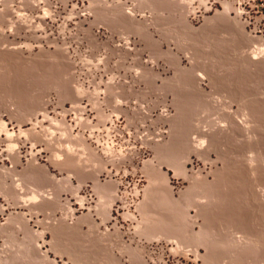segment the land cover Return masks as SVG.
I'll list each match as a JSON object with an SVG mask.
<instances>
[{"label": "rangeland", "instance_id": "obj_1", "mask_svg": "<svg viewBox=\"0 0 264 264\" xmlns=\"http://www.w3.org/2000/svg\"><path fill=\"white\" fill-rule=\"evenodd\" d=\"M1 121L0 264H264V0H0Z\"/></svg>", "mask_w": 264, "mask_h": 264}, {"label": "bare ground", "instance_id": "obj_2", "mask_svg": "<svg viewBox=\"0 0 264 264\" xmlns=\"http://www.w3.org/2000/svg\"><path fill=\"white\" fill-rule=\"evenodd\" d=\"M80 93V92H79ZM5 125V122L4 121H1L0 122V129H3ZM4 130V129H3ZM1 131V130H0ZM80 141V140H79ZM82 144V143H81ZM83 145V144H82ZM109 150V149H108ZM75 159V158H74ZM73 160V159H72ZM74 161V160H73ZM78 163V162H77ZM74 165V164H73ZM71 176V175H70ZM114 195V194H113ZM36 199V198H35ZM204 204V203H203ZM148 223V222H147ZM250 240V239H249ZM257 242V241H256Z\"/></svg>", "mask_w": 264, "mask_h": 264}]
</instances>
